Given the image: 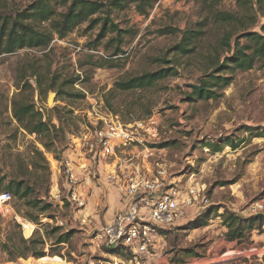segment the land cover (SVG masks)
Wrapping results in <instances>:
<instances>
[{
    "label": "rangeland",
    "instance_id": "374dc122",
    "mask_svg": "<svg viewBox=\"0 0 264 264\" xmlns=\"http://www.w3.org/2000/svg\"><path fill=\"white\" fill-rule=\"evenodd\" d=\"M35 1L0 0V7L26 9ZM49 1L57 13L70 5L69 1L64 5V0ZM94 1L107 7L103 16L97 14L93 19H106L111 12L104 32L100 23L90 26L84 22L65 39L55 36L49 55L24 49L0 56V175L18 177L22 166L30 162L31 147H38L49 169L42 172L43 180H37L35 174L24 178L36 187L45 204L53 205L40 218L44 226L26 217L32 212L26 203L35 196L25 200L11 197L0 207V264H264V138L257 137L264 131V63L258 61L246 72L233 70L228 63L217 75L228 79L229 85L209 81L211 62L220 58L223 63L232 55L221 50L220 38L226 31L236 32L213 22L203 28L205 34L194 43L192 53L172 52L184 33L200 29L198 23L211 17V12H236L238 0H146V14L129 1L120 9L111 5L113 0ZM111 24L122 33L112 31ZM100 35L104 38L94 47ZM246 42L241 39L242 44ZM118 48L121 53L115 56ZM165 68H174L177 74L146 90L111 94L119 81ZM35 71L43 78L44 89L56 83V89L41 97L36 93L34 99L44 119L57 126L49 152L41 137L21 129L12 113V101L25 73ZM207 81L215 85L210 89L213 97L194 96V86L204 89ZM53 93L56 97L49 105ZM109 113L124 124L156 116L161 122V140L152 147L162 152L170 179L176 177L201 192L195 212L180 226L159 235L151 261L125 247L114 252L95 240V230L125 209L122 192L108 180L112 168L105 166L114 199L109 202L95 179L103 165L98 168L92 156L81 152L85 124L96 115ZM164 144L169 145L162 149ZM66 162L78 169L81 183L76 194L85 200L83 206L71 200ZM81 164L85 166L80 169ZM88 180L94 182L92 186ZM117 203L124 208L115 210ZM231 215L239 217L232 229L226 223ZM56 227L61 231L51 235ZM242 232L243 237L238 238ZM67 233L69 241L58 245L57 239ZM34 235L45 240L46 257L20 256L25 252L22 238Z\"/></svg>",
    "mask_w": 264,
    "mask_h": 264
},
{
    "label": "trees",
    "instance_id": "16d2710c",
    "mask_svg": "<svg viewBox=\"0 0 264 264\" xmlns=\"http://www.w3.org/2000/svg\"><path fill=\"white\" fill-rule=\"evenodd\" d=\"M68 1L70 5L67 6L66 11L61 13L56 12V9L51 6L49 0H37L26 9L5 10L0 7V56L15 54L24 49L40 51L45 55H49L53 50L50 48L55 36L59 39H65L78 25L84 22H90V26L100 23L101 32H104L107 24L111 22L109 17L110 11H108L106 19H103V17L92 18L97 14H101L102 16L105 14L104 8L107 6L102 2L94 0H64V5L68 4ZM128 1L136 3L140 13L146 14L143 8L146 0H113L111 5L120 9L124 8L123 3ZM121 3L122 5H120ZM210 14L211 17L209 15L201 23H198L200 29L186 31L181 42L173 47L172 52L182 55L192 53L196 46H194V43L199 42L201 36L205 34L203 28L211 26V22L214 25L236 29L235 33L226 31L219 41L221 50L227 53L230 52L232 55L225 57L223 63H221L220 58L213 60L209 68L213 70L209 81H212V83L216 82L215 84L222 82L226 86L229 85L228 79L217 74L220 70L226 69L228 63L233 64V70L237 69L244 72L252 70L258 61L264 63V0H238V10L236 12L213 11ZM43 24H48V27H42ZM111 26L112 31L117 32L119 35L122 33L114 24H111ZM256 29H259V31H255ZM234 36H236L235 39H233ZM103 38L100 35L94 47H97L98 42ZM241 39H246V44H242ZM49 49L50 51L46 52ZM120 53L121 49L118 48L115 56ZM164 63H168V61H164ZM176 74L177 72L174 68H165L154 73H145L138 77L117 82L111 94L116 91L132 92L146 90L159 81ZM22 81L23 85L18 86L19 93L12 101L13 117L18 122L20 128L29 135L41 137L42 146L49 152L52 148V142H55L54 136L57 133V126L52 124L50 119H44L45 115L36 107L34 99L36 93L38 97H41L44 92L56 89V83H51L48 85V88L44 89L43 78L37 71L31 73V75L25 73ZM209 81L205 83L206 88L203 90L193 88L194 96L205 100L211 99L213 91H210V89L212 88L211 86L214 87L215 85H211L212 83H209ZM74 82L71 81L69 84L74 85ZM69 113L71 114V111ZM257 137L264 138V131L258 133ZM168 145L164 144L161 148L164 149ZM232 147L236 148L235 145H232ZM29 154H31L30 162L22 166L18 177L15 175L10 178L8 175H0V194H9L12 198L19 200L35 196V199H30L26 203V206L32 210V212L26 214V217L31 222L44 226L40 218L47 214L53 205L45 204L40 199L41 196L37 194L36 187L30 186L24 177H31L35 174L37 180H43L42 176L44 175L41 174L42 172H47L49 167L44 153L38 147L32 146ZM2 173L3 171L0 169V174ZM20 177L24 179H19ZM238 221L239 217L231 215L226 223L230 222L229 228L232 229ZM60 231L61 228L56 227L50 234L55 235ZM237 237L242 238L243 232L237 235ZM69 239L70 234L61 235L57 239V244L67 243ZM22 242L25 245V252L21 253L20 256L26 258L32 256L36 259L46 257L44 239L34 235L28 240L22 238ZM111 250L120 252L119 249Z\"/></svg>",
    "mask_w": 264,
    "mask_h": 264
},
{
    "label": "built area",
    "instance_id": "2783aa9c",
    "mask_svg": "<svg viewBox=\"0 0 264 264\" xmlns=\"http://www.w3.org/2000/svg\"><path fill=\"white\" fill-rule=\"evenodd\" d=\"M89 120L80 138L81 152L92 156L98 168L114 165L108 180L122 192L125 205L110 223L95 230V240L110 249L125 247L151 261L159 235L180 226L195 212L201 192L176 177L170 179L162 152L152 147L161 140V122L156 116L129 124L111 113ZM66 166L71 200L83 206L85 200L76 194L81 183L78 169L69 162ZM84 166L79 165L80 169ZM10 200L9 194H0V207Z\"/></svg>",
    "mask_w": 264,
    "mask_h": 264
},
{
    "label": "crops",
    "instance_id": "0c3cea01",
    "mask_svg": "<svg viewBox=\"0 0 264 264\" xmlns=\"http://www.w3.org/2000/svg\"><path fill=\"white\" fill-rule=\"evenodd\" d=\"M110 168H112V170H113V167H114V165H111V166H109ZM99 172H100V177H98L97 175L95 176V179L96 178H98V181L99 182H97V183H100V185H101V194L102 193H106V195H107V200L110 202H112V200H114L113 199V191H112V186L109 184H107V177H108V171L106 170V168H105V166H104V168H103V166L99 169ZM179 180V179H178ZM88 182H89V184L92 186V184L94 183V182H91V181H89L88 180ZM105 195V194H104ZM96 196L98 197V196H101L100 194H98V192L96 193ZM96 197V198H97ZM95 203V202H94ZM98 202H96V204H97ZM118 204V206L115 208V210H120V209H123L124 208V205L123 204H121V203H117ZM110 212L111 211H109L108 212V215L110 214ZM114 214V213H113ZM111 215H112V213H111Z\"/></svg>",
    "mask_w": 264,
    "mask_h": 264
},
{
    "label": "water",
    "instance_id": "95a60500",
    "mask_svg": "<svg viewBox=\"0 0 264 264\" xmlns=\"http://www.w3.org/2000/svg\"><path fill=\"white\" fill-rule=\"evenodd\" d=\"M194 87L197 89L203 90L202 87H198V86H194ZM54 97H56V94H54V93L49 95V99H48L49 105H51L53 103Z\"/></svg>",
    "mask_w": 264,
    "mask_h": 264
}]
</instances>
